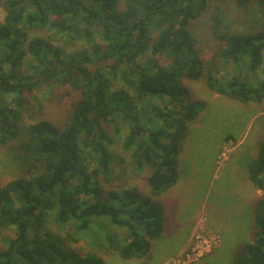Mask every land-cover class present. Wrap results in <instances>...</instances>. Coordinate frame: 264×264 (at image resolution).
<instances>
[{"label":"trees","instance_id":"trees-1","mask_svg":"<svg viewBox=\"0 0 264 264\" xmlns=\"http://www.w3.org/2000/svg\"><path fill=\"white\" fill-rule=\"evenodd\" d=\"M201 1L125 0L126 9L119 12L118 0H93L89 9H84L81 0H0L6 13L0 24V149L18 138L17 122L29 103L26 92L61 81L78 93L63 129L47 121L27 128V141L16 158L27 175L0 188V238L3 229L14 231L13 238L2 239L6 248L0 250V264H105L101 255H82L45 231L47 216L53 212L60 225H70L77 234L91 233V226L100 218L111 226L126 228L131 239L125 246L106 232L110 247L125 260L148 255L163 226L154 198L166 195L176 184L177 157L186 126L190 128L198 115L182 80L197 81L205 76L195 38L188 30L190 21L205 11L207 0ZM235 1L241 7L258 2L264 5V0ZM93 22H102L103 31L89 29ZM22 27H49L86 40L99 35L107 52L102 55L95 46L94 61L82 52L54 63L48 59L51 44L38 38L29 51L39 65L22 72V45L27 35ZM154 30L158 32L153 38ZM216 37L223 45L221 57L237 65L243 63V67L247 57L253 73L264 67V14L262 28L255 34L225 32ZM148 51L165 56L171 64L156 72L149 66H137V59ZM102 61L107 64L101 65ZM118 77L127 89L112 92V81ZM205 78L208 89L217 95L264 102V81L252 87L239 76L221 80L212 70ZM130 90L135 98L128 94ZM8 97H13L14 110L8 107ZM165 98L171 109L153 105V99ZM140 104L142 118L137 110ZM119 120L131 131L123 147L136 146L137 167L151 169L146 179L149 196L137 189L106 193L88 171V163H93L98 169L94 174L110 182L114 158L109 147L121 136ZM261 136L249 178L264 191V132ZM253 230V241L242 247L232 264H264V198L257 202Z\"/></svg>","mask_w":264,"mask_h":264},{"label":"rangeland","instance_id":"rangeland-1","mask_svg":"<svg viewBox=\"0 0 264 264\" xmlns=\"http://www.w3.org/2000/svg\"><path fill=\"white\" fill-rule=\"evenodd\" d=\"M92 2L81 0L84 9H89ZM125 9V0H118L117 10L122 12ZM263 14L264 5L259 2L241 7L235 0H207L205 11L190 21L188 26L196 41L195 48L203 60L205 76L212 70L221 80L239 76L252 87L260 86L264 81V67L253 73L248 68L247 57H244V64L247 63L244 67L243 63L237 65L221 57L223 45L216 35L225 32L255 34L262 28ZM5 17L6 13L0 7V24L4 23ZM22 32L27 34L22 45L25 52L19 70L22 72L30 70L33 64L39 65L29 51L31 42L38 38L51 44L52 52L48 59L54 63H61L82 52L94 61L95 46H99L102 55L107 52V44L99 35L89 40L72 38L67 32L60 34L49 27H22ZM157 32L153 31V38ZM106 64L101 62V65ZM170 64L171 61L165 56L154 55L150 51L136 61L137 66H149L154 72ZM90 69H93V64ZM8 70L6 67L5 71ZM205 76L197 81L182 80L190 91L187 99L197 105L198 115L189 125L190 128L186 126V136L177 157L176 184L166 195L154 198L162 215L163 226L160 237L151 242L146 257L123 259L116 249L110 247L106 232H110L120 246L129 242L130 232L126 228L109 225L103 218L96 219L91 233L77 234L70 225H60L56 221V212H53L48 214L44 230L59 237L64 246L82 255H101L105 264H232L242 247L253 241L255 208L257 202L264 198V191L256 188L249 178L252 159L257 157L260 150V143L257 142L264 132V102H241L217 95L208 89ZM126 89L119 77L113 79L112 92ZM128 94L135 98L131 90ZM25 98L29 103L24 106L26 111L17 122L18 138L0 149V188L27 175L21 162L16 160L21 153L20 146L27 141V128L47 121L63 129L71 118L78 93L58 81L50 87L42 86L26 92ZM12 99L8 97V107L14 110ZM153 105L163 110L165 106L172 108L168 98L153 99ZM137 110L141 114L139 118H142L141 104ZM119 124L121 136L114 146L109 147L114 158L110 182L106 183L99 173L94 174L98 170L97 165L88 163V171L106 193L137 189L149 196L146 179L151 169L137 167V147L129 150L123 147L130 135V128L122 120H119ZM5 237L13 238V229L7 227L2 230L0 250L6 248L2 240Z\"/></svg>","mask_w":264,"mask_h":264},{"label":"flooded vegetation","instance_id":"flooded-vegetation-1","mask_svg":"<svg viewBox=\"0 0 264 264\" xmlns=\"http://www.w3.org/2000/svg\"><path fill=\"white\" fill-rule=\"evenodd\" d=\"M93 25L94 26H89V29H91V30H95V31H93V32H98L99 33V28H101V27H103L104 28V24H102V22L101 23H99V22H93ZM85 26V25H84ZM87 26V25H86Z\"/></svg>","mask_w":264,"mask_h":264},{"label":"water","instance_id":"water-1","mask_svg":"<svg viewBox=\"0 0 264 264\" xmlns=\"http://www.w3.org/2000/svg\"><path fill=\"white\" fill-rule=\"evenodd\" d=\"M103 29H104L103 27L99 28V32H102V31H103Z\"/></svg>","mask_w":264,"mask_h":264}]
</instances>
